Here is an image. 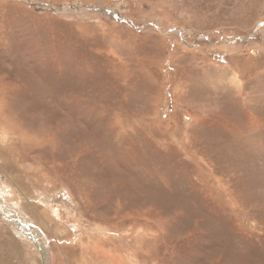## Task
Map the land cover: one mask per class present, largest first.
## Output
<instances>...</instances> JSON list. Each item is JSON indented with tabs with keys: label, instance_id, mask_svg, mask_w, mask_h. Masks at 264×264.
Segmentation results:
<instances>
[{
	"label": "rangeland",
	"instance_id": "374dc122",
	"mask_svg": "<svg viewBox=\"0 0 264 264\" xmlns=\"http://www.w3.org/2000/svg\"><path fill=\"white\" fill-rule=\"evenodd\" d=\"M43 254L264 264V0H0V264Z\"/></svg>",
	"mask_w": 264,
	"mask_h": 264
},
{
	"label": "water",
	"instance_id": "95a60500",
	"mask_svg": "<svg viewBox=\"0 0 264 264\" xmlns=\"http://www.w3.org/2000/svg\"><path fill=\"white\" fill-rule=\"evenodd\" d=\"M25 234H27V233L25 232ZM31 239H32V240L34 239V241H35V243H36V245H37L36 238H35V237L32 238V236H31ZM40 250H42V252L44 253L43 249H40ZM44 254H45V253H44ZM44 254H43V264H45V255H44Z\"/></svg>",
	"mask_w": 264,
	"mask_h": 264
}]
</instances>
